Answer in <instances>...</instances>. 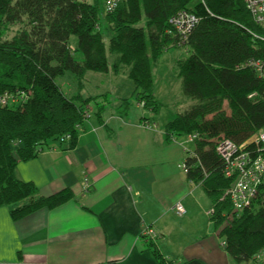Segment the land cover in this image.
Wrapping results in <instances>:
<instances>
[{
    "label": "trees",
    "instance_id": "1",
    "mask_svg": "<svg viewBox=\"0 0 264 264\" xmlns=\"http://www.w3.org/2000/svg\"><path fill=\"white\" fill-rule=\"evenodd\" d=\"M179 11L198 18L180 46L168 33V19ZM262 34L243 0H120L112 13L104 12L103 0H0V96L26 94L17 103L0 105V206L12 205L10 215L17 220L72 197L68 189L37 196L14 169L51 142L61 144L66 135L73 145L75 127L96 100L80 94L86 72L117 75L127 69L136 101L156 114L160 103L154 98L152 67L162 53L178 47L186 55L176 61L177 76L182 93L194 103L164 126L166 137L199 134L195 155L184 161L185 174L210 199L209 218L224 250L235 263L252 260L264 246V184L247 209L232 212L227 200L219 201L231 180L223 176L214 147L220 139L240 145L264 127V83L253 70L239 67L251 58L264 59ZM66 72L80 86L70 97L55 82ZM95 106L99 116L101 106Z\"/></svg>",
    "mask_w": 264,
    "mask_h": 264
},
{
    "label": "crops",
    "instance_id": "2",
    "mask_svg": "<svg viewBox=\"0 0 264 264\" xmlns=\"http://www.w3.org/2000/svg\"><path fill=\"white\" fill-rule=\"evenodd\" d=\"M105 75L114 79L127 69ZM107 104L104 96L87 107L73 145L51 142L17 162L15 177L37 196L68 189L72 197L17 220L14 207L0 206V264H238L207 215L210 199L181 168L195 144L185 135L166 137L164 126L175 115L158 122V112L130 116ZM177 203L184 213L175 212ZM143 227L156 238H143Z\"/></svg>",
    "mask_w": 264,
    "mask_h": 264
},
{
    "label": "built area",
    "instance_id": "3",
    "mask_svg": "<svg viewBox=\"0 0 264 264\" xmlns=\"http://www.w3.org/2000/svg\"><path fill=\"white\" fill-rule=\"evenodd\" d=\"M119 2L120 0H103L104 11L106 13L114 12ZM243 3L253 24L263 32L261 37L258 36V39L264 42V0H243ZM197 22L198 18L194 14L179 11L168 19L172 28L171 31L168 30V33H173L178 37V46L183 45ZM239 67L253 70L255 75L264 83V59L251 58ZM25 96L26 94L23 92L20 96L4 94L0 96V105L17 103L23 100ZM262 99L264 101V89ZM138 105L143 107V103H138ZM86 117H88V113ZM141 124L147 128H155L154 123L142 122ZM75 128L78 129L79 126ZM185 136L189 142L194 144L199 139L198 133H190ZM69 139V135H66L62 140L68 141ZM214 151L223 164V175L231 180L229 187L224 191L219 201L227 200L235 211L247 209L255 199L258 188L264 184V127L240 145L228 139H220L215 144ZM185 153L190 158L195 155L194 150H186ZM181 168L186 173L185 163H182ZM87 188L88 183L85 180L83 189L87 190ZM173 209L177 214L184 213L183 206L178 203ZM212 214V209L207 211L208 217ZM140 235L150 240H154L157 236L150 227H143ZM254 263L264 264V246L254 255Z\"/></svg>",
    "mask_w": 264,
    "mask_h": 264
},
{
    "label": "rangeland",
    "instance_id": "4",
    "mask_svg": "<svg viewBox=\"0 0 264 264\" xmlns=\"http://www.w3.org/2000/svg\"><path fill=\"white\" fill-rule=\"evenodd\" d=\"M18 27L17 25L12 26L5 37L12 36ZM185 55V50L182 48H170L162 53L159 60L152 67L155 99L160 103V108L155 118L160 119L158 122H164L167 116L181 113L191 104V100L182 93L181 81L177 76L176 68V61ZM55 82L67 97L77 94L80 88L78 85L79 81L74 79L70 72L56 77ZM80 82L82 83L80 94L83 99L96 97V100H102L106 96L107 106H116L121 112L125 111L130 116L134 114L140 115L141 112L146 111V109L137 106L138 102L132 93L133 83L127 75H121L113 79L107 77L105 73L86 72L84 79ZM122 99H126L127 104L123 105L124 101ZM225 109L227 110L226 107ZM238 264H253V262L251 260L242 261Z\"/></svg>",
    "mask_w": 264,
    "mask_h": 264
},
{
    "label": "bare ground",
    "instance_id": "5",
    "mask_svg": "<svg viewBox=\"0 0 264 264\" xmlns=\"http://www.w3.org/2000/svg\"><path fill=\"white\" fill-rule=\"evenodd\" d=\"M104 12H105V11H104ZM105 13H106V12H105ZM137 106L140 107V108H143V107H141V106H139V105H137ZM222 174H223V173H222ZM223 176H224V175H223ZM224 177H225V176H224ZM228 179H229V178H228ZM84 181H85V180H84ZM86 182H87V180H86ZM83 185H84V183H83ZM223 193H224V192H223ZM223 193H222V195H223ZM219 198H220V197H219ZM230 208H231V206H230ZM211 209H212L213 212H214V208H213L212 205L210 206V208L208 209V211L211 210ZM231 209H232V208H231ZM241 211H242V210H241ZM241 211H235V210L232 209V212H241ZM260 249H261V248H260ZM260 249H259V250H260ZM259 250H258V251H259ZM258 251H257V252H258ZM257 252H256V253H257ZM256 253H255V254H256ZM255 254H254V255H255ZM254 255H253L252 260H251V261L253 262V264H255V263H254Z\"/></svg>",
    "mask_w": 264,
    "mask_h": 264
}]
</instances>
